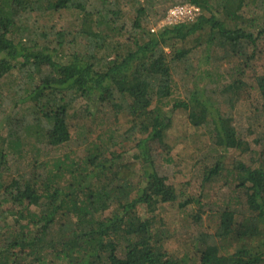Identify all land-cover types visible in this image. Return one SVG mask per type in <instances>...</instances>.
Returning <instances> with one entry per match:
<instances>
[{"label":"trees","instance_id":"16d2710c","mask_svg":"<svg viewBox=\"0 0 264 264\" xmlns=\"http://www.w3.org/2000/svg\"><path fill=\"white\" fill-rule=\"evenodd\" d=\"M187 4L198 8L192 21L153 29L169 5ZM61 12L74 29L39 21ZM262 42L264 0H0V80L11 76L20 95L11 111L0 106V264H264V128L252 148L235 116L246 101L250 120L264 119L253 67ZM79 102L123 129L108 127L74 161L66 150L87 142L70 125ZM175 113L197 177L228 171L241 198L210 203L166 181L181 161L167 145L154 151ZM167 212L188 230L207 216L216 226L183 233L194 250L179 255Z\"/></svg>","mask_w":264,"mask_h":264},{"label":"rangeland","instance_id":"374dc122","mask_svg":"<svg viewBox=\"0 0 264 264\" xmlns=\"http://www.w3.org/2000/svg\"><path fill=\"white\" fill-rule=\"evenodd\" d=\"M121 6L124 10H132L134 7L133 3L126 4V2L121 1ZM177 6V5H169V9ZM168 9V10H169ZM166 16V15H165ZM34 23H36V30L39 31L43 26L38 23V21L34 18L32 19ZM40 22H44L45 25H54L56 29L64 28V29H74L75 27V19L71 13L61 12L60 14L55 15H45L39 19ZM31 24V23H30ZM164 25V19L158 22L157 26H153V29ZM45 27V26H44ZM260 53L257 56L256 61L253 63V67L256 73L264 74V42L261 43ZM13 78L11 76H6L4 79L0 80V92H2L3 96L0 98V106H4L6 110L10 111L13 109V104L15 100L20 96L18 92L14 91V87L12 90L10 89V81ZM7 91L9 94H7ZM177 94V93H176ZM86 111V112H85ZM86 113V117H83V113ZM73 113V114H72ZM70 125L73 126L74 132L77 128L84 130L87 142L81 144L80 147H71L66 151L70 153L71 160H81L84 156L83 154L87 152V149L92 144L100 143L101 135L107 136L109 133L108 127L120 128L122 127L121 120H116L114 116L108 114L105 118L102 114L96 113L94 116L90 115L89 111L86 109L84 102H79L74 105L72 111L70 112ZM75 114V115H74ZM236 120L238 121V128L242 131V133L246 136L252 148L255 147L254 139L258 135L259 130H263L264 128V119H261L257 122H253L250 119H254V113L250 108V103L239 102L236 105L235 110ZM258 117V116H257ZM260 128V129H259ZM188 127L186 125V118L178 113H175L172 120V126L168 130L167 137L164 140V144L159 143L155 145V151L157 155L162 151H167L165 146L167 145L169 148L168 157H172L173 159H178L181 163L178 165L180 167L171 169V171L164 172L166 181L171 185H176L181 187V192H184L188 195L195 196H203L206 197V201L210 203H222L227 202L233 196H239L240 194L234 191V185L231 184V178L227 176V172H224L221 176H219L214 181L202 182L203 175L197 177L196 167L194 166V160L189 159L188 157H194L196 155V147L192 146V139L184 138L185 132ZM254 132V133H250ZM76 134V133H75ZM74 137V135H73ZM80 141L75 140L74 143L77 144ZM256 148V147H255ZM120 150H128L129 153H134L135 149L132 148L129 143H121ZM63 152H57L61 156ZM129 153H125L124 155H128ZM53 154L54 157H58L59 155ZM231 159L236 158L237 154L230 153ZM164 159V158H163ZM160 159V160H163ZM231 159L227 160L228 166L232 162ZM159 161V160H158ZM230 169V168H229ZM165 170V169H164ZM179 170V171H178ZM178 172L179 174L174 173ZM168 213L169 218H173L176 222L173 224V228H176L177 231L175 235L169 240L168 247L170 250L175 251L179 255L184 254L187 251H193L192 245L186 246L185 241L183 240V233L186 234L189 231V234H195L197 231L200 232H213L216 226V219L207 216L204 220V225L200 227L198 230L190 228V230L186 229L188 223L184 219L183 215L180 213L179 218H175L173 213ZM13 221L11 218L9 222ZM55 261H53L54 263Z\"/></svg>","mask_w":264,"mask_h":264},{"label":"built area","instance_id":"2783aa9c","mask_svg":"<svg viewBox=\"0 0 264 264\" xmlns=\"http://www.w3.org/2000/svg\"><path fill=\"white\" fill-rule=\"evenodd\" d=\"M198 14V8L193 5H178L170 8L164 18V24L174 25L192 21Z\"/></svg>","mask_w":264,"mask_h":264}]
</instances>
